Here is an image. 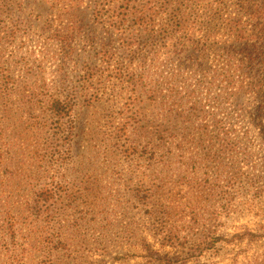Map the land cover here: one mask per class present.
I'll list each match as a JSON object with an SVG mask.
<instances>
[{
	"label": "rangeland",
	"instance_id": "1",
	"mask_svg": "<svg viewBox=\"0 0 264 264\" xmlns=\"http://www.w3.org/2000/svg\"><path fill=\"white\" fill-rule=\"evenodd\" d=\"M161 1L138 31L92 0H0V264H264L251 19Z\"/></svg>",
	"mask_w": 264,
	"mask_h": 264
},
{
	"label": "trees",
	"instance_id": "2",
	"mask_svg": "<svg viewBox=\"0 0 264 264\" xmlns=\"http://www.w3.org/2000/svg\"><path fill=\"white\" fill-rule=\"evenodd\" d=\"M94 6L98 9L101 8L103 12L106 10L111 16L112 25L118 23L119 26L129 25L130 27L136 30H147L155 24V17L158 14L159 7H164L165 2L161 0H92ZM224 1V0H223ZM233 2L234 6L239 12H242L245 15H248L252 23H246L245 28L237 26V31L235 34V41L241 43L243 41L249 42L253 41L255 46H251V51L262 61L258 62V71L259 75L257 81H259L263 75L264 77V53L260 51L264 50V21H260L259 18L262 15L264 18V0H228ZM157 12L154 14L152 12ZM172 28L179 29L183 25V20L181 21L177 18H173ZM257 20L260 21L257 24ZM254 22V23H253ZM248 27V28H247ZM246 35H248L246 37ZM58 41L61 44H68L70 40L67 36H58ZM247 38H252L248 40ZM262 43V44H261ZM257 45V46H256ZM262 45V46H260ZM257 51V52H254ZM260 85L254 86L258 88L259 92H262L264 89V79L259 81ZM60 106V105H59ZM241 240V239H239Z\"/></svg>",
	"mask_w": 264,
	"mask_h": 264
}]
</instances>
